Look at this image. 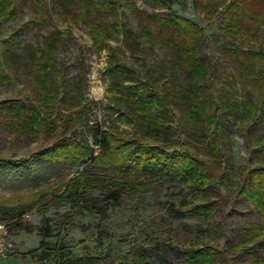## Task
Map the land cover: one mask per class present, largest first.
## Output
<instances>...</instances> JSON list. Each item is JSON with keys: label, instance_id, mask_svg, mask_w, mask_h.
<instances>
[{"label": "rangeland", "instance_id": "1", "mask_svg": "<svg viewBox=\"0 0 264 264\" xmlns=\"http://www.w3.org/2000/svg\"><path fill=\"white\" fill-rule=\"evenodd\" d=\"M13 1L8 16L0 18V221L9 225L12 221L3 219L6 215L26 212L15 219L16 225L7 226L12 249L0 256V264H185L186 249L204 230L200 243L219 252L216 263L246 260L247 264H264L259 259L264 255V240L252 244V251L230 249L242 239L241 229L258 218L249 201L236 198L232 190L215 182L204 198L219 200V212L205 221L183 213L189 203L197 201L188 183L163 179L154 171L132 178L129 172L122 173L131 184L129 189L111 193L102 187V180L115 175L107 170L96 174L88 159L77 163L33 159L34 170L20 162L10 168L13 164L9 163L30 158L80 128L84 129L80 138L93 155L101 152L105 147L102 131L115 123L117 110L127 112L112 103L113 97L125 93L116 87L113 90L114 80L123 86L136 85L137 92H156L168 111L158 112L162 121L150 128L132 127L136 121L130 126L118 124L119 129L133 133L135 141L165 145L167 152L189 151L215 170L204 150L212 131L231 171L264 166V150L258 149L264 148V98L246 92L254 74L264 70V0H243L236 8V18L226 20L225 7L233 0H224L223 5L219 0H113L115 16L95 18L96 23L102 21L101 30L94 29V33L82 20L55 17L50 12V20L42 15L36 24L41 16L31 11V1ZM172 14L191 20L202 30L184 36L206 66L194 101L208 102L211 111L218 108L220 127L186 125L181 106L168 95L173 84L166 82L182 73L173 68V49L167 40L170 29L161 22ZM241 27L251 28L254 36L247 32V39L240 42ZM50 41L57 47L52 54L54 65L48 70L53 84L44 80L46 69L39 67L35 57L36 47H52ZM114 66L119 68L116 74L111 72ZM182 75L186 77L184 71ZM65 83L95 103L86 114V125L68 123L73 110L63 104ZM47 84L53 85L58 100L52 112L58 118L57 130L52 134L44 126L31 137L29 116L36 110L44 117L39 106L48 103L42 98L39 102L36 96L50 93ZM244 94L258 108L260 124L240 120ZM252 138L258 141L253 143ZM92 174L96 183L78 192L79 201L56 202L69 180ZM178 213L183 214L178 217ZM40 241L44 247L28 254ZM54 248H61L59 260L53 256Z\"/></svg>", "mask_w": 264, "mask_h": 264}, {"label": "trees", "instance_id": "2", "mask_svg": "<svg viewBox=\"0 0 264 264\" xmlns=\"http://www.w3.org/2000/svg\"><path fill=\"white\" fill-rule=\"evenodd\" d=\"M30 1L32 3L31 11L41 16L40 20L38 19L35 21L36 24L41 23L42 15L43 18L47 17L50 20L48 14L50 12V14H53L55 17L82 20L81 22L86 24V27H88L92 33L95 32L93 31L94 29H99L100 21H102V19H100V21L96 23L95 18L103 15H109L107 17L115 16L113 12L117 10V6L113 0ZM242 1L243 0H233L230 6L225 7V20L226 18H236V8ZM14 3L13 0L10 4L5 0H0V18L8 16L9 8L13 7ZM218 4L223 5L224 0H219ZM161 22L163 26L166 25L170 29L169 32L171 34L167 36V40L169 47L173 49L171 53L173 57V68L177 69V71L180 70L182 73L183 71L186 73V77H183L182 73H177L172 77L170 82H166L169 85L173 84L168 95L181 106L184 118L183 121L186 125H191L193 129L201 123L209 126H214L216 124V128L220 127L218 121L220 116L219 109L217 108L211 111L208 102L200 105L194 101L195 93H197L202 86L201 79L206 74V66H204L203 62L199 59L194 46L190 44L186 37L189 32L193 35L195 32H200L202 30L191 20L177 14H172L169 17L161 19ZM225 27H228V25ZM241 28L239 35H237L239 36V38H237L240 42H244L247 39V32L254 36V31L253 33L250 32L252 30L251 28H249L248 31L244 30L243 27ZM185 35L186 37H184ZM186 41H188V43H186ZM48 43H50L52 47H45L44 49L36 47L35 49V57L39 67L42 70L46 69V72L43 71L45 81H48L50 78L48 70L54 65L55 61L52 54L57 48L54 47V41ZM244 54L245 56L249 55L248 53ZM247 57L249 58L251 55ZM262 65L261 67H264ZM258 67L260 68L259 65ZM112 71H114L112 74H116L119 72V68L114 66L111 72ZM244 73L245 75L247 74L246 72ZM250 74L253 76L254 72L252 71ZM254 75L252 86L246 92L255 94L258 99H262L264 98V70H258ZM113 81L111 83L113 90H115L114 87H116L117 91L124 90L125 93H122V96L119 95L120 97L117 95L113 97L112 103L113 105H117L119 109L126 108L127 112H118L117 110V115L114 120L117 124H110L102 131V141L105 147L101 152L93 155V151L87 145L86 141L84 142V140L80 138L83 136L84 131V129L80 128L68 138L41 149L30 158L22 159V161L9 162L10 165L13 164L10 168H14V164L20 162L29 169L34 170L35 165L33 159L61 163H65L66 161L70 163H77L79 161L85 162V160L88 159L90 160L89 167L94 170L96 174L107 170L115 175L114 177L104 178L102 180V187L111 193H116L117 190L125 192L129 189L131 184H128V181H125L124 178L121 177L122 173L129 172L128 175L132 178L136 175L154 171L163 179L176 178L177 180L188 183L197 201L195 203H189L188 209H185L183 213L190 217L203 218L205 221L211 220L219 212V200L208 201L204 198V192L215 182L221 187L232 190L236 198L249 201L255 209L258 221L249 223L246 227L242 228V239L234 244V246L232 245L230 247L232 251L254 250L252 244L264 240V166L254 169L242 167L239 171H231V168L226 165L220 156V145L213 138L214 132L212 133V131L210 133L211 139L204 145V150L215 170H213L206 161H202V159L190 154L189 151L186 152L174 149L173 151L167 152L164 151L165 149L163 146L165 145L160 147L157 145H149L145 142H141V140L135 141L132 138L133 133L124 129H119L118 124H127L130 126L132 125L131 123L136 121L135 126L132 127H137L140 124L150 128L151 126H156L158 121H162L161 115L168 113V111L165 109L161 97H159L156 92H137L136 85L123 86ZM50 84L53 83L50 82ZM50 84L46 86L47 90H50L49 94L41 97L37 93L38 95L36 97L38 101L40 102L42 98L48 104L39 106V110L43 112L45 118L41 117L36 110L29 116V125H31L30 128L32 130L31 137L37 136L40 133L41 127L43 128L44 126H48L52 134L56 133L58 118L53 117L54 114L52 112L58 100L54 87ZM163 84L165 86V83ZM74 88L75 90H73V85L63 84V104L66 110H73L68 123L75 125L77 122L81 123L83 126L86 125V114L90 105H94L95 103L82 98L79 89L75 86ZM243 101L244 104L240 120L250 125L260 124L261 119L258 113L259 110L255 107L256 105H252L246 94L243 95ZM220 107L223 110L226 109L225 104H221ZM209 128L210 127L206 126L207 130H209ZM140 132L142 133L141 130H139V133ZM257 141V138L251 139L253 143ZM258 149L259 151L264 150L262 147H258ZM95 183L96 178L93 174L85 177L76 176L68 181L65 191L56 198V202L62 203L69 200L79 201L78 192L80 190L93 188ZM25 212V209H23L15 214L9 213L3 219L12 221L7 226L16 225V220ZM183 213H178L177 216L179 217ZM204 232L205 230L199 231L194 244L186 249L184 253L185 264H218L216 263V258L219 256V252L210 246L205 247L200 243L201 235ZM98 246L100 245L98 244ZM43 247L44 242L40 241L39 246L29 251L28 254L36 253ZM60 250L61 248H54L53 250V256L56 260L60 259ZM259 259L260 261H264V255ZM236 263L247 264V261H236Z\"/></svg>", "mask_w": 264, "mask_h": 264}, {"label": "built area", "instance_id": "3", "mask_svg": "<svg viewBox=\"0 0 264 264\" xmlns=\"http://www.w3.org/2000/svg\"><path fill=\"white\" fill-rule=\"evenodd\" d=\"M12 249V243L8 241L7 225L0 221V256H4Z\"/></svg>", "mask_w": 264, "mask_h": 264}]
</instances>
